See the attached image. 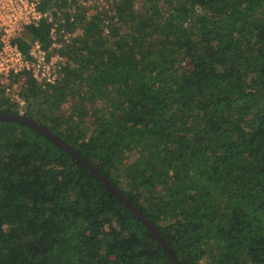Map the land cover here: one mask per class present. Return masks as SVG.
Instances as JSON below:
<instances>
[{"label": "trees", "instance_id": "16d2710c", "mask_svg": "<svg viewBox=\"0 0 264 264\" xmlns=\"http://www.w3.org/2000/svg\"><path fill=\"white\" fill-rule=\"evenodd\" d=\"M113 4L110 34L81 10L67 21L83 35L52 93L35 86L23 110L2 96L0 109L84 155L181 264H264V0ZM49 29L29 26L21 45ZM0 264L175 263L67 150L0 120Z\"/></svg>", "mask_w": 264, "mask_h": 264}, {"label": "built area", "instance_id": "2783aa9c", "mask_svg": "<svg viewBox=\"0 0 264 264\" xmlns=\"http://www.w3.org/2000/svg\"><path fill=\"white\" fill-rule=\"evenodd\" d=\"M114 0H56L47 7L46 0H0V97L6 96L11 105L24 109L31 91L52 93L68 66L63 50L83 29L71 30L68 23L77 21L79 10L87 18L100 17L101 30L110 34L111 25L117 21ZM45 4V8H44ZM68 21V23H67ZM50 25L48 43L41 38L27 40L21 45L29 26Z\"/></svg>", "mask_w": 264, "mask_h": 264}, {"label": "water", "instance_id": "95a60500", "mask_svg": "<svg viewBox=\"0 0 264 264\" xmlns=\"http://www.w3.org/2000/svg\"><path fill=\"white\" fill-rule=\"evenodd\" d=\"M0 120L13 121L20 124H25L42 133L46 137L50 138L58 145L62 146L81 164L86 166L91 172H93L98 178H100L105 183L107 188L112 192V194L122 200L139 217V219L145 224V226L149 228L152 233L158 238V240L162 243L164 249L169 253L170 257L172 258L175 264H181L170 243L165 239L161 231L138 209V207L135 206V204L128 197H126L117 187H115L110 182V180L104 174H102L100 170L96 168L94 164H92L84 155H82L61 136L52 131L43 123L25 114H15L0 109Z\"/></svg>", "mask_w": 264, "mask_h": 264}, {"label": "rangeland", "instance_id": "374dc122", "mask_svg": "<svg viewBox=\"0 0 264 264\" xmlns=\"http://www.w3.org/2000/svg\"><path fill=\"white\" fill-rule=\"evenodd\" d=\"M136 5H137L138 7L143 6V5L141 4L140 1H138ZM118 91H119V89L116 88V89L113 90V93L117 94ZM49 94H50V93H49ZM71 104H72L71 101H68L67 103L64 104V108H65L67 111H69V109L71 108ZM22 114H23V113H22Z\"/></svg>", "mask_w": 264, "mask_h": 264}]
</instances>
